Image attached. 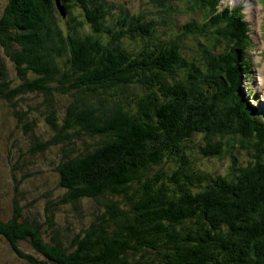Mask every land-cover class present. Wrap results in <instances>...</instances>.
<instances>
[{"label": "trees", "instance_id": "trees-1", "mask_svg": "<svg viewBox=\"0 0 264 264\" xmlns=\"http://www.w3.org/2000/svg\"><path fill=\"white\" fill-rule=\"evenodd\" d=\"M158 1V16L127 11L126 23L108 18V0H59L65 17L57 0H8L0 47L18 82L0 73V100L23 111L14 117L26 133L31 112L46 116L52 137L38 153L58 151L59 204L87 220L70 243L46 242L19 212L0 220L30 263L264 264V118L243 84L249 24L239 9L209 3V18L210 0H179L200 15L164 26L175 2Z\"/></svg>", "mask_w": 264, "mask_h": 264}, {"label": "rangeland", "instance_id": "rangeland-1", "mask_svg": "<svg viewBox=\"0 0 264 264\" xmlns=\"http://www.w3.org/2000/svg\"><path fill=\"white\" fill-rule=\"evenodd\" d=\"M108 1L109 6L104 9V12L111 14L108 18L111 17L112 20L117 18L126 23L128 19L126 20L124 14L127 11L131 15L147 14L152 17L156 13L158 16L159 11L163 9L161 1L158 0L155 1L157 4H153L151 0ZM224 1L227 2L226 5L232 7L242 6L241 2L247 3L246 0ZM253 1L254 7L257 8L255 11L248 13L245 5V8L239 10L244 12L250 22L251 37L254 40L252 57L258 67L253 69V84L258 87L260 92L258 96L264 104V92L261 88V83H264L261 77L264 69V0ZM175 3L182 5L179 1ZM7 4L8 0H0V17L5 13ZM249 17H252V20ZM164 18L167 19L162 20L164 26L170 22L168 18L172 21L170 16ZM6 53L0 47V73L6 75L7 84L11 82L8 84L9 88H15L18 82L16 64L6 56ZM16 111L22 110L16 108ZM16 111L11 109L8 102L0 100V220L8 224L19 212L20 221L43 226L46 242L49 243L57 236L62 243H70L87 220L81 222L74 220L75 214L71 206L59 204L65 198L66 192L59 186V175L56 173L58 151L53 149L45 156L38 153L40 146L52 137L50 126L45 120L46 116L38 115V112L29 114V122L34 120L37 125L35 133L30 134L21 128L23 123H19L14 117ZM75 229L77 231L74 233ZM6 240L4 236H0V264H35L18 256ZM15 245L20 252L34 257L35 261L41 260L38 247H32L25 241H18Z\"/></svg>", "mask_w": 264, "mask_h": 264}, {"label": "bare ground", "instance_id": "bare-ground-1", "mask_svg": "<svg viewBox=\"0 0 264 264\" xmlns=\"http://www.w3.org/2000/svg\"><path fill=\"white\" fill-rule=\"evenodd\" d=\"M247 1V6L249 5L250 6V8H248V13H250V11L252 10V11H255L257 8H255L254 6H255V1H253V0H246ZM241 4H242V6H238V7H235V9H241V8H245V6H244V4H243V2H241ZM246 6V7H247ZM247 13V14H248ZM243 16H245L244 14H243ZM249 19H251L250 17H249ZM252 20V19H251ZM246 22H248V24H249V27H250V22L248 21V19H246ZM188 32H190V31H188ZM187 32V33H188ZM261 77H262V80H264V69H263V71H262V73H261ZM244 83H246V84H248V79H244ZM243 83V84H244ZM264 107V106H263ZM242 142L244 143L245 142V140H242ZM234 156L236 155V154H233Z\"/></svg>", "mask_w": 264, "mask_h": 264}, {"label": "water", "instance_id": "water-1", "mask_svg": "<svg viewBox=\"0 0 264 264\" xmlns=\"http://www.w3.org/2000/svg\"><path fill=\"white\" fill-rule=\"evenodd\" d=\"M60 9V12H61V14L63 15V17L65 16V13H64V11H63V8H61V7H59Z\"/></svg>", "mask_w": 264, "mask_h": 264}]
</instances>
